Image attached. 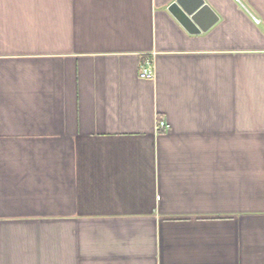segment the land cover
I'll return each mask as SVG.
<instances>
[{
	"label": "crops",
	"instance_id": "0c3cea01",
	"mask_svg": "<svg viewBox=\"0 0 264 264\" xmlns=\"http://www.w3.org/2000/svg\"><path fill=\"white\" fill-rule=\"evenodd\" d=\"M175 1L0 0V264H264V0Z\"/></svg>",
	"mask_w": 264,
	"mask_h": 264
},
{
	"label": "water",
	"instance_id": "95a60500",
	"mask_svg": "<svg viewBox=\"0 0 264 264\" xmlns=\"http://www.w3.org/2000/svg\"><path fill=\"white\" fill-rule=\"evenodd\" d=\"M169 11L189 33L207 31L218 21L217 14L205 0H176Z\"/></svg>",
	"mask_w": 264,
	"mask_h": 264
},
{
	"label": "built area",
	"instance_id": "2783aa9c",
	"mask_svg": "<svg viewBox=\"0 0 264 264\" xmlns=\"http://www.w3.org/2000/svg\"><path fill=\"white\" fill-rule=\"evenodd\" d=\"M255 21L257 23L260 22L259 19L254 17ZM141 77L147 78V79H153L155 78V69L151 61H147L146 64L141 69ZM158 130H168L170 129V126L165 121H159L157 125Z\"/></svg>",
	"mask_w": 264,
	"mask_h": 264
}]
</instances>
